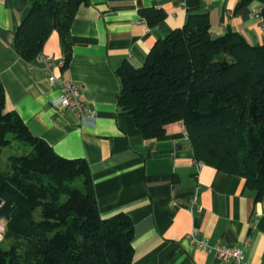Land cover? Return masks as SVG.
I'll return each instance as SVG.
<instances>
[{"label":"crops","instance_id":"crops-1","mask_svg":"<svg viewBox=\"0 0 264 264\" xmlns=\"http://www.w3.org/2000/svg\"><path fill=\"white\" fill-rule=\"evenodd\" d=\"M67 0H0V82L5 111L64 159L88 164L99 215L125 214L133 225L131 264H231L185 240L196 230L213 244L244 250L249 264H264V195L256 199L245 180L207 165L197 166L181 122L146 140L117 105L123 63L143 65L156 42L181 28L192 13H206L210 33L231 31L249 45L264 44V26L255 18L264 0H84L70 27L66 66L54 31L40 54L50 56L56 77L80 86L93 116H78L54 103L60 92L47 82L37 61L15 53V31L34 4ZM246 1L239 10L238 5ZM145 9L165 18L149 28Z\"/></svg>","mask_w":264,"mask_h":264},{"label":"trees","instance_id":"trees-1","mask_svg":"<svg viewBox=\"0 0 264 264\" xmlns=\"http://www.w3.org/2000/svg\"><path fill=\"white\" fill-rule=\"evenodd\" d=\"M84 2L34 4L15 31L16 55L34 61L55 31L66 66L71 23ZM140 16L152 28L165 13L145 9ZM259 16L264 24V5ZM116 75L117 105L144 139L159 138L167 125L181 122L197 162L243 178L257 200L264 195V44L251 46L231 31L213 37L208 15L192 13L154 44L141 67L123 63ZM11 140L24 149L0 172V199L5 211H19L6 225L13 244L0 246V264H131L129 217H100L86 161L57 156L6 112L0 82V156Z\"/></svg>","mask_w":264,"mask_h":264},{"label":"built area","instance_id":"built-area-1","mask_svg":"<svg viewBox=\"0 0 264 264\" xmlns=\"http://www.w3.org/2000/svg\"><path fill=\"white\" fill-rule=\"evenodd\" d=\"M255 18L260 20L261 24L264 26L259 15L256 14ZM34 61L41 64L46 75L47 82L52 86H56L60 92V97L54 105H59L78 116L86 115L91 117L94 115V112H90L88 110L81 98L80 86L54 75L53 71L56 66L50 56L39 54L36 56ZM60 65L63 66L64 64L60 63ZM202 165L203 163L197 162L198 167H201ZM184 238L191 245L198 249L212 253L221 261H228L231 262V264H249L245 261L243 249L224 245L220 241H216L211 244L205 238L199 237L196 230H192L186 234ZM1 239L2 235L0 234V240Z\"/></svg>","mask_w":264,"mask_h":264},{"label":"rangeland","instance_id":"rangeland-1","mask_svg":"<svg viewBox=\"0 0 264 264\" xmlns=\"http://www.w3.org/2000/svg\"><path fill=\"white\" fill-rule=\"evenodd\" d=\"M10 138V137H9ZM24 149L21 143L11 140V145L2 150L0 156V172L5 171L8 168V157L15 155L19 156ZM19 211V209L5 211V203L0 199V234L2 235V239L0 240V246L3 249H8L13 241L5 237L6 233V225L9 222L14 220V212ZM26 244L24 242L19 243L18 248L21 253H24L26 250Z\"/></svg>","mask_w":264,"mask_h":264}]
</instances>
